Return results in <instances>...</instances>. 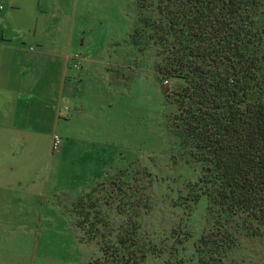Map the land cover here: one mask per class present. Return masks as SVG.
Segmentation results:
<instances>
[{"label": "trees", "instance_id": "16d2710c", "mask_svg": "<svg viewBox=\"0 0 264 264\" xmlns=\"http://www.w3.org/2000/svg\"><path fill=\"white\" fill-rule=\"evenodd\" d=\"M134 4L129 37L155 50L159 81L175 80L166 92L176 106L169 125L186 161L200 165L173 206L188 217L204 195L203 224L192 239L180 214L155 238L142 218L157 209L151 172L138 165L126 177L118 169L68 197L79 240L99 246L85 264H145L150 255L185 264L189 243L188 259L198 264H236V250L264 243V0Z\"/></svg>", "mask_w": 264, "mask_h": 264}, {"label": "rangeland", "instance_id": "374dc122", "mask_svg": "<svg viewBox=\"0 0 264 264\" xmlns=\"http://www.w3.org/2000/svg\"><path fill=\"white\" fill-rule=\"evenodd\" d=\"M78 14V21L92 28L96 45L100 38H106L107 75L102 80L100 65L93 67L94 94L98 95L91 101L90 115L97 119L91 123L89 132H84L91 139L89 150L83 154L80 150L65 152L62 169L44 172L45 178H41L37 189L39 193L34 194L35 199L41 197L40 209L32 213L36 224L32 227L31 244L34 264H85L90 257L100 254L98 243L79 240L82 231L75 225L74 215L68 213L67 209L72 206L69 198L74 197L70 194L80 193L118 169H125L126 177L138 165L146 166L151 172L157 209L142 218L148 227L155 229V238L167 233L172 221L181 216L195 230L192 239L203 224L204 195L188 217L181 207L173 206V198L185 190V183L197 178L200 165L186 161L179 137L169 125L176 106L166 92L174 88L175 80L167 84L159 81L154 71L155 50L139 49L129 37L136 23L134 0H79ZM55 127L50 117L47 126L50 134ZM56 159L54 153L55 167ZM23 229L0 226L2 246H7L3 242L7 231L11 230L12 237L21 238ZM28 251L31 250L28 248ZM191 252L189 243L184 252L185 264H198L194 258L188 259ZM234 256L236 264H264V261L258 262L259 258L264 260V243H250L236 250ZM163 260L164 257L150 255L145 264H163Z\"/></svg>", "mask_w": 264, "mask_h": 264}, {"label": "crops", "instance_id": "0c3cea01", "mask_svg": "<svg viewBox=\"0 0 264 264\" xmlns=\"http://www.w3.org/2000/svg\"><path fill=\"white\" fill-rule=\"evenodd\" d=\"M0 1V226L24 228L21 238L6 232L7 246L0 237V264H34L32 213L41 205L34 194L44 172L62 169L65 152L89 150L84 132L97 119L90 112L98 95L92 70L99 64L105 81L106 38L96 45L92 28L78 21L79 0ZM75 52L81 54L78 67ZM50 117L56 126L51 134ZM54 132L62 139L53 151Z\"/></svg>", "mask_w": 264, "mask_h": 264}, {"label": "built area", "instance_id": "2783aa9c", "mask_svg": "<svg viewBox=\"0 0 264 264\" xmlns=\"http://www.w3.org/2000/svg\"><path fill=\"white\" fill-rule=\"evenodd\" d=\"M3 6L4 4L0 1V8H3ZM73 57L75 58V61L73 63L74 66L78 67L81 59V55L79 54V52H75ZM64 108H66L65 116L70 117L73 113L72 110H70L69 106L66 104L64 105ZM60 142H61V136L58 133L54 132L52 135V147L57 148Z\"/></svg>", "mask_w": 264, "mask_h": 264}]
</instances>
